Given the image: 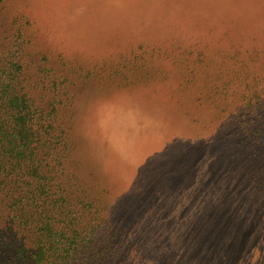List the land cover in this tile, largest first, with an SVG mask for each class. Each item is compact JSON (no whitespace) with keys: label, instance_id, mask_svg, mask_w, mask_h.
<instances>
[{"label":"rangeland","instance_id":"obj_1","mask_svg":"<svg viewBox=\"0 0 264 264\" xmlns=\"http://www.w3.org/2000/svg\"><path fill=\"white\" fill-rule=\"evenodd\" d=\"M0 80L75 264H264V0H0Z\"/></svg>","mask_w":264,"mask_h":264},{"label":"trees","instance_id":"obj_2","mask_svg":"<svg viewBox=\"0 0 264 264\" xmlns=\"http://www.w3.org/2000/svg\"><path fill=\"white\" fill-rule=\"evenodd\" d=\"M9 91L10 84L0 80V264H75L78 247L85 245L72 246L73 238H63L51 214L44 212L32 219L25 209L15 207L20 197L7 198L3 192L6 183L14 182L17 188L16 182L26 181L33 195L30 206L41 200L52 205L49 197H42L44 190L38 182L41 136L34 110L21 97L10 98ZM11 207H15L12 215L4 214ZM7 218L13 224H7Z\"/></svg>","mask_w":264,"mask_h":264}]
</instances>
